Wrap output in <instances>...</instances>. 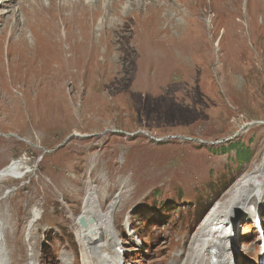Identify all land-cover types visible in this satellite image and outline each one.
Returning <instances> with one entry per match:
<instances>
[{"label": "rangeland", "instance_id": "rangeland-1", "mask_svg": "<svg viewBox=\"0 0 264 264\" xmlns=\"http://www.w3.org/2000/svg\"><path fill=\"white\" fill-rule=\"evenodd\" d=\"M36 1L0 0L9 264H83L88 193L113 205L120 264H181L230 188L264 173V0ZM237 141L238 171L219 150ZM258 215L261 239L232 217L236 264H260L264 188Z\"/></svg>", "mask_w": 264, "mask_h": 264}, {"label": "bare ground", "instance_id": "bare-ground-1", "mask_svg": "<svg viewBox=\"0 0 264 264\" xmlns=\"http://www.w3.org/2000/svg\"><path fill=\"white\" fill-rule=\"evenodd\" d=\"M71 1L76 4L80 3V0ZM33 2L38 3L36 0ZM263 174L262 171L251 173L247 179L230 188L227 196L213 207V210L200 224L199 231L195 232V236L193 235L189 252L181 264H236L233 261L232 217L239 212L247 213L251 207L257 212L258 204L263 197L264 186L261 185ZM239 205L243 211L238 208ZM112 209L113 205L108 208L107 212L103 213L99 209L97 211L92 193H88L83 202L82 213L78 219L82 218L85 222L92 221L85 228L77 225L78 241L83 250V264H120L121 256L116 253L118 239L111 228V223L114 225V217L112 218L110 214ZM253 216L255 219L256 215ZM36 219H39L38 213L32 211L27 231H30ZM2 228L0 230V264H9Z\"/></svg>", "mask_w": 264, "mask_h": 264}, {"label": "trees", "instance_id": "trees-1", "mask_svg": "<svg viewBox=\"0 0 264 264\" xmlns=\"http://www.w3.org/2000/svg\"><path fill=\"white\" fill-rule=\"evenodd\" d=\"M219 150L222 151V152L224 151V154L233 153V155H234L233 157L235 159L234 161L237 163L236 164V170L237 171L242 167L243 164H246L248 162V159H249L250 154H251L249 149H248V147L245 148L243 146L242 142H238V141L234 142V143H230L229 145H226L225 148H220ZM232 176L233 175H224V178H227V180L230 181L231 179H234V178H232ZM225 186H226V184H222V186L220 185L219 189H217L218 192H222L225 189ZM217 190H216V192H217ZM219 194L220 193H217L216 195L218 196ZM207 200L210 201V200H212V198H208ZM208 204L211 205V202L208 203ZM198 205H199L198 206L199 210L197 211V213L199 215L200 214L202 215L203 214L202 212H203V209H204L203 205L202 204H198ZM205 210H206V207H205Z\"/></svg>", "mask_w": 264, "mask_h": 264}, {"label": "water", "instance_id": "water-1", "mask_svg": "<svg viewBox=\"0 0 264 264\" xmlns=\"http://www.w3.org/2000/svg\"><path fill=\"white\" fill-rule=\"evenodd\" d=\"M92 223V221H84L82 218L78 219L77 225L81 228H85L87 224Z\"/></svg>", "mask_w": 264, "mask_h": 264}]
</instances>
